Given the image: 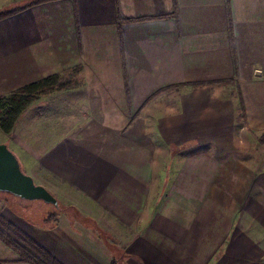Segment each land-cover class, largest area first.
I'll return each mask as SVG.
<instances>
[{"label":"crops","instance_id":"1","mask_svg":"<svg viewBox=\"0 0 264 264\" xmlns=\"http://www.w3.org/2000/svg\"><path fill=\"white\" fill-rule=\"evenodd\" d=\"M53 75L0 127L61 202L33 221L0 196L20 233L58 264H264V0H47L0 19V96ZM0 264L32 263L0 238Z\"/></svg>","mask_w":264,"mask_h":264},{"label":"trees","instance_id":"2","mask_svg":"<svg viewBox=\"0 0 264 264\" xmlns=\"http://www.w3.org/2000/svg\"><path fill=\"white\" fill-rule=\"evenodd\" d=\"M43 1L47 0H31L23 6L21 5L8 9L6 12L1 11L0 19ZM57 80L58 75L49 76L31 83L9 96H0V127L6 133H10L20 113L26 108V106L31 101H34L39 95L51 92L54 87L58 85L56 83ZM56 207L60 209V206ZM52 217L53 214H49V218ZM0 238L7 245L16 250L25 261L32 264H58L46 251L42 250L37 244H35L34 241L20 233L15 226L1 214V211Z\"/></svg>","mask_w":264,"mask_h":264},{"label":"water","instance_id":"3","mask_svg":"<svg viewBox=\"0 0 264 264\" xmlns=\"http://www.w3.org/2000/svg\"><path fill=\"white\" fill-rule=\"evenodd\" d=\"M0 192L25 200H42L59 206L58 198L44 185L23 171L17 155L6 143H0Z\"/></svg>","mask_w":264,"mask_h":264},{"label":"rangeland","instance_id":"4","mask_svg":"<svg viewBox=\"0 0 264 264\" xmlns=\"http://www.w3.org/2000/svg\"><path fill=\"white\" fill-rule=\"evenodd\" d=\"M29 1H31V0H27V1L19 2V3H14V4H11V5H8V4L6 5V4L0 3V12L1 11H5L6 12L8 9L15 8L17 6H21V5L23 6L25 3L29 2ZM241 117L242 116L239 117V115L237 116V118H239L240 120L243 121L244 117L242 119H241ZM19 132H20L19 128L16 129V131L14 132V136H12V138L14 140H17L19 138V134H20ZM23 133L24 132H22V134ZM2 138L5 139V135ZM0 143H2V142L0 141ZM28 174H30L34 178L35 182L38 181V178L36 177L34 172L33 173L30 172ZM0 196H3V200H4V196H5V201L8 200L7 202H9L11 204V206L15 207L19 211L18 212L19 215H21V213H25V215H24L25 217L24 218H31L33 221H35V219H39V215L41 214V212L42 213H48L51 210H53V209L55 210V208H57V207H55V205L50 204V203H46L44 201L25 200V199H21L20 197H16V196H14V195H12L10 193H7V192H0ZM58 202H59V200H58ZM60 203L61 202H59V206L61 205ZM50 214H52V212Z\"/></svg>","mask_w":264,"mask_h":264}]
</instances>
